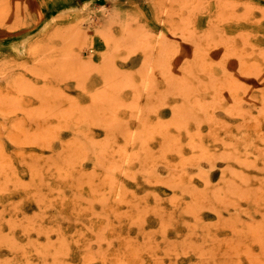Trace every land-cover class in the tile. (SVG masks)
Returning <instances> with one entry per match:
<instances>
[{"label": "rangeland", "instance_id": "1", "mask_svg": "<svg viewBox=\"0 0 264 264\" xmlns=\"http://www.w3.org/2000/svg\"><path fill=\"white\" fill-rule=\"evenodd\" d=\"M77 3L0 0V264H264V0ZM244 23L252 42L221 41L237 66L220 65L215 25ZM95 38L111 49L99 65ZM138 52L140 85L112 63ZM189 78L207 106L173 95ZM167 86L182 112L142 121L130 98L152 87L150 108Z\"/></svg>", "mask_w": 264, "mask_h": 264}, {"label": "crops", "instance_id": "2", "mask_svg": "<svg viewBox=\"0 0 264 264\" xmlns=\"http://www.w3.org/2000/svg\"><path fill=\"white\" fill-rule=\"evenodd\" d=\"M76 1L79 2V3H77V6H84L85 4H89V0H76ZM94 1H98V0H91V2H94ZM110 14L111 13H109V12L107 13V15H110ZM118 15H121V13L118 14ZM252 18H253V16H252ZM202 23H203L204 27L201 26L197 30L200 31V32L204 31L203 33H205V31H206V25L205 24H207V21H205V19L199 17L197 19V24L199 25V24H202ZM263 24L264 23H261V27L259 26L256 29V32L257 31H261V30H262V32H264V28H263L264 26H263ZM239 25H240L241 28H237L235 24H227V25L221 26V27H219L220 25H215V27L217 28V31H218V32H216L215 38H214L215 39V48H214V50L209 51L208 54H210V55L213 56V60H215V61H218L219 60L220 61V65H222V61H225L224 66H226V67H236L237 66V60H235L233 58H227L228 55H225L224 54V51L221 49V41H224V43H227L226 45H229L230 46V48H231L230 52L231 53H232V50L233 49L236 50V47H238V44L237 43H238L239 35H242L244 37L246 36V41L248 40V42H252V39L249 37V32L252 31L251 25L249 23H244V24H239ZM141 26H143V25H141ZM242 27H244V30L247 31V32H242L240 34H237V30L238 29H242ZM245 27H247V28L250 27V31L247 30V29H245ZM145 28H147V27H145ZM148 29H149V31L150 30L151 31H155V30H152L151 28H148ZM117 33H119V32H117ZM158 34L159 33H158L157 29H156L155 33L152 32L151 35L153 36V38L156 37V39H157L158 38ZM111 35L113 37L118 35L117 36V40L120 39L119 38V35L120 34L115 35L114 32H112ZM162 36L168 37L164 33L162 34ZM153 38H151L150 39L151 41L149 42L151 45L155 41ZM169 42H171V41H169ZM219 43H220V45H219ZM91 44H92V48H90V50H92V53H94L93 57L91 58V63L93 65H99L100 62H101V60H102V55L105 54L106 52H109L111 49H110L109 46L106 45L105 41L102 40L101 38L100 39L99 38H95V40L92 41ZM218 46H219V49H218ZM133 48L137 49V46H134ZM128 49H130V48H128ZM123 55H124L123 53L119 52V55L118 56L121 57ZM223 58H224V60H223ZM118 59L119 58L115 59V61L118 60ZM113 64L117 68H118V66L122 67L121 69L118 68V72H120V71L121 72H124V74H122V73L121 74L120 73L118 74L120 77H122L124 75L125 76L126 75H129L131 73L132 74L134 73L133 75L131 74L133 77H137L136 72L137 73H138V71L140 72L142 70V68H144V67L147 66L144 63V59H143L142 54L140 52H138V53H136V54H134L132 56H129L125 61H120V62H114L113 61ZM132 64L134 65V67H133ZM174 65H177V63H175L173 59L172 60H169L167 62V64H166L167 70H170L171 68H173ZM141 66H143V67L141 68ZM138 68H141V70L140 69L138 70ZM135 69L137 71H135ZM143 70L140 72V73H142L141 74V78L143 77V72H144ZM140 73H139L138 76H140ZM213 78H214V80H212V82L215 83V84H218L221 81H223L222 78H221V76H214ZM134 80L140 81L139 79H134ZM98 81H100V80H99V77L97 75L92 74V75L89 76V82L97 83ZM156 82H157V80H156ZM201 96L199 97L200 99L201 98L204 99V98L207 97V96H203L202 94H201ZM128 97H129V95L125 93L124 94V99L127 100V99H129ZM137 97H135V98H137ZM145 98H150V97L148 96V94H147L146 97H145V95H144L143 98H140L139 97V99L136 100V102L138 101L136 104H137V106L142 107L141 109L144 110V113L143 114L147 117L146 120H148V122H150V123L157 122V118L160 119L161 121H166L167 120L166 118H164V117L161 118V117L162 116H166L164 114H167V116H170L171 111L174 109L173 107L175 106V103H177L175 101L174 97L168 95V96H166V97H164L163 99L160 100V102L162 101V106L159 107L158 109H157V106H155V105H158L159 102L157 100H155V102H153V104H154L153 107H154V109H157V110L155 112H151V113L148 112L149 114L148 113L146 114L147 111H145V108H143V107H146V110H148L147 109L148 106L151 105V103H152V101H151V98L152 97L150 98V100L149 99H146V100H149V101H146ZM140 103H141V105H140ZM177 106H179V105H177ZM150 108L152 109V107H150ZM129 124L127 123V125H128L127 126V129H131L132 127H134V124L137 125L136 122L135 123L134 122L133 123H129Z\"/></svg>", "mask_w": 264, "mask_h": 264}, {"label": "bare ground", "instance_id": "3", "mask_svg": "<svg viewBox=\"0 0 264 264\" xmlns=\"http://www.w3.org/2000/svg\"><path fill=\"white\" fill-rule=\"evenodd\" d=\"M220 27H221V26H220ZM116 55H119V54H116ZM115 57H116V56H115ZM112 58H114V57H112ZM116 58H117V57H116ZM119 58H120V57H119ZM107 59H108V57H107ZM112 63H113V62H112ZM112 63H111V64H112ZM188 64H189V62H188ZM107 65H109V64H107ZM132 65H133V64H132ZM186 65H187V64H186ZM133 67H134V65H133ZM142 67H143V66H141V68H142ZM150 67H151V66H150ZM190 67H191V65H190ZM190 67H189V68H190ZM115 68H116V67H115ZM141 68H138V70H139V69L141 70ZM145 68H146V67H145ZM147 68H148V67H147ZM111 69H112V68H111ZM143 69H144V68H142V70H143ZM171 69H172V68H171ZM200 69H202V68H200ZM142 70H141V71H142ZM184 70H185V69H184ZM186 70H187V69H186ZM191 70H192V69H191ZM195 70H196V69H195ZM113 71H115V70H113ZM135 71H137V70L135 69ZM141 71H140V72H141ZM143 71H144V70H143ZM150 71H151V70H150ZM169 71H170V70H169ZM169 71H168V72H169ZM110 72H111V71H110ZM115 72H116V71H115ZM140 72H139V73H140ZM192 72H193V71H192ZM119 73H120V74H121V73L124 74V72H121V71L118 72L117 74H119ZM126 73H127V72H126ZM130 73H131V72H130ZM136 73H137V72H136ZM145 73H147L146 70H145ZM169 73H170V72H169ZM171 73H172V72H171ZM195 73H196V71H195ZM195 73H194V74H195ZM197 73H198V72H197ZM131 74H132V73H131ZM131 74H129V75L132 77ZM141 74H142V73H140V76H141ZM185 74H186V73H185ZM185 74H184V75H185ZM191 74H192V73H191ZM198 74H199V73H198ZM201 74H202V73H201ZM136 75H138V74H136ZM170 75H172V74H170ZM186 75H187V74H186ZM195 75H197V74H195ZM124 76H125V75H124ZM119 77H120V76H119ZM122 77H123V76H122ZM127 77H128V75H127ZM131 77H128V78H131ZM182 77H183V75H182ZM189 77H193V75H192V76L189 75ZM196 77H197V76H196ZM201 77H202V76H201ZM133 78H134V77H133ZM138 78H140V77H138ZM142 78H143V77H142ZM142 78H140L139 80H141ZM145 78H146V77H145ZM145 78H144V79H145ZM186 78H188V77H186ZM186 78H185V80H186ZM144 79H143V80H144ZM179 79H180V78H179ZM189 79L192 80V83H191V85H190L189 83L187 84V86H189V87L186 86V88H185L186 90L183 89V88L185 87L184 84L186 83V81L183 80L185 83L183 84V87H182V88L179 87V89H178V86H179V85H178L177 87L175 86V87L177 88V90H176V88L174 89V87H173V89L175 90V91L172 90L174 94H173L171 91H170V92L168 91V89L170 88L169 84H166V85L169 86V88H168V86H167L165 89H167V88H168V89H167V90L164 89V90H165L164 93L167 92V94H169V95H170L171 93H172L173 95H176L177 92H178V93L180 94L181 99L184 101V99H185V97H186L185 94L187 93V92H184V91L193 90V92L191 91V92H188L187 94L190 95L191 101H194L197 97H200V96H201V94H199L201 91H200V92H199V91L195 92V93L198 95L197 97L195 96L196 98H194V97L192 96V95L194 94V91L197 89L196 86H197V85H199L198 87H201V86L203 87V86H204V88H205L206 83H205L204 81H202V80H204V79H202V80H199V79H198V80H199L198 83H197V84H193V82L195 81V79H194V81H193L192 78H189ZM206 79H208V78H206ZM219 79H220V78H219ZM129 80H130V79H129ZM131 80H132V79H131ZM131 80H130V81H131ZM143 80H141V81L139 82V85H140V83H144V82H145V81L142 82ZM171 80H172V79H171ZM177 80H178V79H177ZM181 80H182V78H181ZM122 81H123V80H122ZM126 81H127L128 83L130 82V81H128V79H127ZM126 81H125V84H127ZM137 81H138V80H137ZM151 81H152V80H151ZM151 81H150V82H151ZM135 82H136V81H135ZM150 82H149V83H150ZM153 82L155 83V81H153ZM153 82H152V83H153ZM207 82H208V83H211V81H209V80H208ZM167 83H172V81H171V82L168 81ZM181 83H182V82H181ZM122 84H124V83H122ZM125 84H124V86H125ZM130 84H131V86H132L133 82L129 83V85H127V86H125V87L128 88V86H129V88H132V90H133V87H134V90H135V86L133 85L132 87H130ZM172 84H174V83H172ZM204 84H205V85H204ZM214 84H215V83H214ZM142 85H144V84H142ZM142 85H141V86H142ZM150 85H151V83H150ZM150 85H149V86H150ZM161 85H162V84H161ZM218 85H219V84H218ZM218 85H217V86H218ZM137 86H138V84H137ZM137 86H136V87H137ZM142 87H143V86H142ZM153 87H154V84H153ZM171 87H172V86H171ZM208 87H210V86H208ZM157 88H158V87H157ZM162 88H163V87H162ZM180 88H181V90H180ZM92 89H93V88H92ZM143 89H144V90H147V86L144 85V88H143ZM150 89H152V87H151V88L149 87V89H148V90H149V91H148V95H149L150 91H154V90H150ZM182 89H183V90H182ZM201 89H202V88H201ZM201 89H200V90H201ZM95 90H96V89H95ZM141 90H142V89H141ZM169 90H170V89H169ZM178 90H179V91H178ZM204 90H205V89H204ZM216 90H217V88H216ZM89 91H90V90H89ZM207 91H209V90H207ZM119 92H120V91H119ZM134 92H135V91H134ZM138 92H139V91H138ZM216 92L218 93V91H216ZM96 93H97V92H96ZM109 93H110V92H109ZM112 93H113V92H112ZM117 93H118V92H117ZM126 93H127V92H126ZM152 93H153V92H152ZM152 93H151V95H152ZM154 93H155V92H154ZM201 93H202V92H201ZM203 93H205V92H203ZM113 94H114V93H113ZM118 94H119V93H118ZM131 94H132L131 97H133V93H132V91H131ZM136 94H137V93H135L134 95H136ZM146 94H147V93H139V94L137 95L138 97L135 96V97H137V98H135V97L130 98V96H129L128 98H130V99H132V100L134 101V98L138 100L139 97H140V98H143L144 95H146ZM165 94H166V93H165ZM205 94H206V93H205ZM207 94H208V93H207ZM218 94H219V93H218ZM91 95H94V94H91ZM102 95H103V94H102ZM119 95H120V94H119ZM139 95H141V96H139ZM151 95H150V96H151ZM162 95L164 96V94H162ZM173 95H172V97H175V96H173ZM194 95H195V94H194ZM94 96H95V95H94ZM100 96H101V95H100ZM110 96H111V95H109V97H110ZM115 96H116V95H115ZM155 96H156V95H155ZM158 96H159V94H158ZM163 96H162V99H163ZM165 96H167V95H165ZM204 96H205V95H204ZM212 96H213V95H212ZM216 96H217V95H216ZM98 97H99V96H98ZM105 97H106V95H105ZM116 97H117V96H116ZM116 97H115V98H116ZM145 97H146V96H145ZM159 97H161V96H159ZM178 97H179V96H178ZM201 97H202V96H201ZM209 97H210V96H209ZM90 98H92V97H90ZM117 98L119 99V97H117ZM150 98H151V97H150ZM150 98H145V100H146V99H149V100H150ZM153 98H154V97H153ZM97 99H98V98H97ZM107 99L109 100V98H107ZM107 99H106V102H107ZM123 99H124V98H123ZM154 99H155V98H154ZM154 99H153V100H154ZM156 99H158V98H156ZM156 99H155V100H156ZM178 99H179V98H178ZM72 100H73V99H72ZM94 100H95V98H94ZM101 100H102V99H101ZM111 100H112V98H111ZM111 100H110V101H111ZM145 100H144V101H145ZM149 100H146V101H149ZM155 100H154V101H155ZM200 100H201V101H200ZM207 100H208L207 98H204V99L201 98V99H199V100L197 99V101L200 102V105H201L202 107L207 106V104H206ZM210 100H212V99H210ZM216 100H217V99H216ZM216 100H215V101H216ZM70 101H71V100H70ZM89 101H90V100H89ZM99 101H100V100H99ZM110 101H109V102H110ZM117 101H118V100H117ZM125 101H126V100H125ZM130 101H131V100H130ZM130 101L127 102V104H128V103H129V104H131V103L135 104V103H136V102H132V101H131V103H130ZM135 101H136V100H135ZM154 101H153V102H154ZM157 101L159 102L160 100L158 99ZM213 101H214V98H213ZM92 102H93V100H92ZM95 102H96V101H95ZM106 102L104 101V104H106ZM119 102H120V101H119ZM137 102H138V101H137ZM139 102H140V101H139ZM142 102H143V101H142ZM180 102L182 103L181 100H180ZM69 103H70V102H69ZM72 103H73V102H71V104H72ZM111 103H112V101H111L109 104H111ZM159 103H161V102H159ZM181 103H179L180 106H181ZM101 104H102V103H101ZM107 104H108V103H107ZM117 104H118V103H117ZM125 104H126V103H125ZM127 104H126V105H127ZM133 104H131V105H133ZM140 104H141V103H140ZM156 104H157V103H156ZM211 104H212V103H211ZM213 104H214V102H213ZM215 104H216V103H215ZM89 105H90V104H89ZM92 105H94V103H93ZM92 105H91V106H92ZM95 105H96V104H95ZM98 105H99V104H98ZM98 105H97V106H98ZM112 105H113V104H112ZM114 105H115V104H114ZM114 105H113V106H114ZM118 105L121 106L122 104H118ZM135 105H136V104H135ZM151 105H152V103H151ZM161 105H162V104H161ZM108 106H109V105H108ZM113 106H112V108L116 109L117 106H116V107H115V106L113 107ZM129 106H130V105H129ZM145 106H146V105H145ZM147 106H148V105H147ZM155 106H157V105H155ZM180 106H178V109H181ZM182 106H183V105H182ZM209 106H212V105H209ZM94 107H95V106H94ZM109 107H110V106H109ZM109 107H107V108H108V113L111 112V111H109ZM130 107H132V106H130ZM150 107H151V106H150ZM202 107H201V108H202ZM89 108H90V107H89ZM91 108H93V107H91ZM125 108H126V107H125ZM125 108H123V109H125ZM128 108H129V107H128ZM141 108H142V107H141ZM144 108H145V110H146V107H144ZM207 108H208V107H207ZM207 108H206V109H207ZM214 108H216V107L214 106ZM150 109H151V108H149V106H148V110H150ZM157 109H158V108H157ZM157 109H156V110H157ZM202 109H203V108H202ZM93 110H94V109H93ZM93 110L90 109L89 111H93ZM100 110H101V109H99V111H100ZM138 110H139V109H138ZM152 110H155L153 106H152ZM156 110H155V111H156ZM200 110H201V109H200ZM209 110H210V109H209ZM211 110H212V108H211ZM103 111H104V110H103V108H102V111H100V112H103ZM132 111H134V110H132ZM139 111H140V110H139ZM174 111H175L176 114H177L178 111H176V110L171 111V113L173 114ZM180 111H181V110H180ZM180 111L178 112V114L182 112V111H181V112H180ZM205 111L207 112V110H205ZM93 112H95V111H93ZM100 112H99V113H100ZM104 112H105V111H104ZM106 112H107V110H106ZM118 112H119V111H118ZM134 112H136V110H135ZM141 112H142V110L140 111V113H141ZM149 112H150V111H149ZM183 112H184V111H183ZM185 112H186V111H185ZM201 112L204 113L203 111H201ZM210 112H211V111H210ZM89 113L92 114L91 112H89ZM108 113H107V114H108ZM114 113H115V112H114ZM132 113H133V112H132ZM143 113H144V111H143ZM147 113H148V112H146V114H147ZM119 114H120V113H119ZM127 114H128V113H127ZM148 114H149V113H148ZM101 115H102V113H101ZM110 115H111V114H109V116H110ZM112 115H113V114H112ZM114 115H115V114H114ZM114 115H113V116H114ZM136 115H137V114H136ZM143 115H144V114H143ZM180 115H181V114H180ZM109 116H107V118L110 119L111 116H110V117H109ZM129 116H130V115H129ZM131 116H132L131 118H133V115H132V114H131ZM149 116H150V115H149ZM93 117H94V116H93ZM124 117H125V116H124ZM141 117H142V116H141ZM144 117H146V116H144ZM107 118H106V119H107ZM126 118H127V117H126ZM129 118H130V117H128V119H129ZM131 118H130V119H131ZM146 118H147V117H146ZM146 118H144V120H142V119H143V117H142L141 120H142V121H146V120H145ZM181 118H182V117H181ZM193 118H194V117H193ZM111 119H113V117H112ZM128 119H127V120H128ZM137 119L139 120V118H137ZM127 120H126V121H127ZM130 121H131V120H130ZM183 121L186 122L187 119H186V121H185V119L183 118ZM114 122H118V121L115 120ZM128 122H129V121H128ZM128 122H127V123H128ZM136 122H137V121H136ZM147 122H148V120L146 121V123H147ZM157 122H158V121H157ZM157 122H156V123H157ZM103 123H104V122H103ZM120 123H121V122H120ZM127 123H125V125H126ZM134 123H135V122H134ZM140 123H142V122H140ZM97 124H99V122H98ZM100 124H102V123H100ZM113 124H114V123H113ZM113 124H112V126H113ZM128 124H129V123H128ZM143 124H145V123H143ZM151 124H152V123H151ZM103 125L106 126L105 123H104ZM103 125H102V126H103ZM110 125H111V124H110ZM120 125H122V124H120ZM120 125H119V127H120ZM129 125H130V124H129ZM158 125H159V122H158ZM134 126H135V124H134ZM154 126H155V125H154ZM106 127H108V126H106ZM106 127H105V128H106ZM119 127H118V128H119ZM142 127L144 128V126H142ZM155 127H156V126H155ZM135 128H136V127H135ZM135 128H134V129H135ZM199 128H200V127H199ZM108 129H109V128H108ZM120 129H121V127H120ZM122 129H124V128H122ZM122 129H121V130H122ZM139 129H140V128H139ZM144 129H145V128H144ZM144 129H143V132H144ZM148 129H149V127H148ZM152 129H153V128H151V130H149V133H150V132L152 133ZM197 129H198V128H197ZM197 129H196V130H197ZM106 130H107V129H106ZM113 130H114V129H113ZM116 130H117V129H116ZM116 130H115V131H116ZM121 130H120V132H121ZM124 130H126V129H124ZM127 130H128V129H127ZM145 130H147V128H146ZM138 131H139V130H138ZM197 131H198V130H197ZM197 131H196V133H194V134H197V133H198ZM123 132H124V131H123ZM136 132H137V131H136ZM139 132H140V131H139ZM141 132H142V131H141ZM186 132H187V131H186ZM124 133L127 134V131L124 132ZM128 133L130 134V132H128ZM134 133H135V132H134ZM134 133H133V134H134ZM145 133H146V132H145ZM145 133H144V135H145ZM147 133H148V132H147ZM151 133H150V134H151ZM117 134H118V133H117ZM119 134H121V133H119ZM135 134H137V133H135ZM141 134H142V133H141ZM141 134H140V135H141ZM150 134H147V135L149 136ZM190 134H192V133H190ZM115 135H116V134H115ZM140 135H139V136H140ZM125 136H128V135H125ZM125 136H124V137H121V138H125ZM135 136H137V135H134V138H135L136 142H137V140H140L139 138L137 139ZM148 136H145V137H148ZM197 136H198V135H197ZM214 136L216 137V135H214ZM132 137H133V136H132ZM141 137H142V136H141ZM141 137H140V138H141ZM149 137H150V136H149ZM126 138H127V137H126ZM200 138H201V137H200ZM200 138H199V139H200ZM213 138H214V137H213ZM213 138H212V139H213ZM127 139H129V138H127ZM143 139L145 140V138H143ZM197 139H198V138H197ZM187 140H188V139H187ZM91 141H92V140H91ZM132 141H133V139H132ZM140 141H141V140H140ZM140 141H138V142L140 143ZM210 142H212V141H210ZM214 142L217 143V141H214ZM139 143H137V144H139ZM184 143H185V142H184ZM199 143L201 144L202 141L199 142ZM199 143H198V144H199ZM137 144H136V146H137ZM126 145H127V144H126ZM216 145H217V144H216ZM134 146H135V145H134ZM200 146H201V145H200ZM207 146H208V145H207ZM216 147H217V146H216ZM137 148H138V147H137ZM202 148H203V146H202ZM216 150H217V149H216ZM215 152H216V151H215ZM145 156H146V155H144V158H145ZM146 158H147V157H146Z\"/></svg>", "mask_w": 264, "mask_h": 264}]
</instances>
